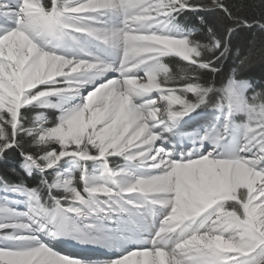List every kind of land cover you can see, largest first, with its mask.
Returning a JSON list of instances; mask_svg holds the SVG:
<instances>
[{
    "label": "snow or ice",
    "instance_id": "obj_1",
    "mask_svg": "<svg viewBox=\"0 0 264 264\" xmlns=\"http://www.w3.org/2000/svg\"><path fill=\"white\" fill-rule=\"evenodd\" d=\"M258 7L0 0V264H264Z\"/></svg>",
    "mask_w": 264,
    "mask_h": 264
},
{
    "label": "trees",
    "instance_id": "obj_2",
    "mask_svg": "<svg viewBox=\"0 0 264 264\" xmlns=\"http://www.w3.org/2000/svg\"><path fill=\"white\" fill-rule=\"evenodd\" d=\"M205 3L209 2V0H204ZM227 3L230 5L236 6V8L242 13L246 14L249 17L252 15L259 16L261 9L258 7L260 0H227ZM222 14L220 12H215L213 15H210L208 19L213 23L221 20ZM182 22L185 23H198L195 21V17L192 15H185L182 18ZM199 31V30H198ZM261 34L256 30V28H252L251 30L245 29L243 30L237 40V43L240 45H246L253 41L257 44L261 41ZM168 62L170 67L178 68L183 62L179 61L178 58H168ZM250 79L254 80L257 84H264V64L257 63L250 70ZM17 164V159L15 157H9L5 160H0V175H7L10 180L18 181L20 179H24L22 176L14 175L11 172V169L15 167ZM28 184H34L35 181L31 178L26 179Z\"/></svg>",
    "mask_w": 264,
    "mask_h": 264
},
{
    "label": "bare ground",
    "instance_id": "obj_3",
    "mask_svg": "<svg viewBox=\"0 0 264 264\" xmlns=\"http://www.w3.org/2000/svg\"><path fill=\"white\" fill-rule=\"evenodd\" d=\"M76 251H81V250L80 249H76ZM82 254H84V255H92V256H89V257H92V258H98V257H100V255L101 256L102 255L106 256V254H105V252L103 250L95 249V248H88V249L82 251Z\"/></svg>",
    "mask_w": 264,
    "mask_h": 264
}]
</instances>
